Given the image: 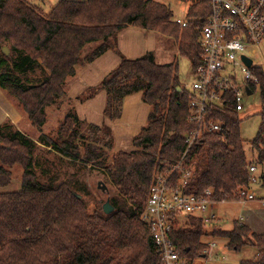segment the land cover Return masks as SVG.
I'll list each match as a JSON object with an SVG mask.
<instances>
[{"label":"trees","instance_id":"1","mask_svg":"<svg viewBox=\"0 0 264 264\" xmlns=\"http://www.w3.org/2000/svg\"><path fill=\"white\" fill-rule=\"evenodd\" d=\"M183 1L190 2L186 28L156 0H59L48 13L27 0H0V89L40 133L34 139L10 120L0 125V189L13 183L16 168L22 169L21 188L0 192V264H161L142 221L159 174L180 163L190 173L186 192L201 195L210 188L216 201L232 200L250 187V167L264 162V69L254 71L262 105L249 161L232 104L213 112L224 132L204 135L187 150L185 135L194 127L188 121L189 95L178 92L177 59L159 64L151 52L127 59L119 51V33L134 27L174 40L182 57L199 64L200 29L211 14L210 0ZM110 50L121 56L120 64L77 100L86 103L105 92L103 115L115 122L125 98L141 93L151 111L130 141L131 151L113 153L112 129L81 120L68 96L78 72ZM61 110L58 129L45 132L50 115ZM72 167L104 174L112 189V213L103 207L90 213L87 187L62 180V171ZM180 176L177 170L174 184ZM257 185L264 187V174ZM209 239H225L235 252L254 247V259L239 264H264V233L255 234L239 221L223 230L190 217L172 233L186 264L204 255Z\"/></svg>","mask_w":264,"mask_h":264},{"label":"built area","instance_id":"2","mask_svg":"<svg viewBox=\"0 0 264 264\" xmlns=\"http://www.w3.org/2000/svg\"><path fill=\"white\" fill-rule=\"evenodd\" d=\"M209 7L211 14L200 29L201 59L192 66L195 81L190 90H185L190 98L188 121L194 127L185 135L187 150L204 135L224 132V123L213 112L229 108L230 104L238 114L244 110L243 95L250 97L259 87L254 71L262 68L260 60L264 56V0H210ZM175 22L182 28L188 27L186 21ZM244 58L251 60L250 66ZM177 170L181 172L180 183L174 184L173 175ZM256 173L257 167L251 166L250 187L239 190L232 200L256 199L251 188L259 182ZM189 177V171L181 169L178 163L159 174L151 187L142 221L149 227L160 251L161 264H186L173 243L172 233L190 217L201 218L209 225L215 220L209 214L210 208L229 201H216L210 188L201 195L188 194ZM216 246L209 244L204 252L206 258Z\"/></svg>","mask_w":264,"mask_h":264},{"label":"rangeland","instance_id":"3","mask_svg":"<svg viewBox=\"0 0 264 264\" xmlns=\"http://www.w3.org/2000/svg\"><path fill=\"white\" fill-rule=\"evenodd\" d=\"M58 1L59 0H27L29 4L41 8L44 13L50 12L52 7L56 5ZM77 1H86V0H77ZM156 1L170 8V10L173 13V20L175 21L188 20L187 13L190 2L183 0H156ZM170 41H171L170 45H168V47H166L167 49L165 50L167 52L166 53L167 59L164 58L161 59V57H158L157 62L159 64H168L177 59V62L179 64V73H178L179 82H180L179 88L184 90H190L195 81V77L192 74V64L190 60L180 55L176 42L174 40H170ZM259 53L261 54V52ZM170 57L173 58L172 61H167L170 59ZM260 61H261V66L264 69V56H261ZM238 77L242 81L241 75H239ZM69 89L70 86L68 88V96L71 98V96L69 95ZM77 97L74 98L75 100L71 98L74 101V104L75 101L76 102L78 101ZM243 105H244V110L239 113L240 119L242 121L240 125V133L242 139L246 142L248 158L249 161H251L252 152L250 150L251 148L249 146V142L255 138L260 127L259 112L262 104H261L259 87L256 89L255 93L252 96L248 97L246 94L243 95ZM63 118H64V111L62 110L59 112L54 111L50 115L48 125L46 128H44V131L49 132L51 130L58 129V127L63 121ZM22 123L23 125L21 126L16 125V127L19 128L22 132H25L30 136H32L34 139H37L40 133L34 127L25 125L27 124V120L24 119V116ZM133 149L134 148L131 146V144H125L123 146L121 145L120 151H131ZM115 152H118L117 148L116 150H114L113 153ZM113 153H111V155ZM255 166L257 167V171H258L256 175L258 177L262 176L264 174V162L262 164H255ZM62 174H63L62 180L71 181V182L79 180L83 183V185L87 187L90 196L86 197V201L88 203L90 213L94 212L96 208L104 207L106 203L108 202L110 203L109 195L112 189L109 185V182L106 180V177L101 171L91 170L89 167L88 168L80 167L79 169L77 167H72L70 170L62 171ZM21 185H22V169L16 168L15 180L8 187L0 189V192H14L19 190L21 188ZM251 188L256 193V198H257L253 202L251 201L242 202L241 200L239 201V199H235V200H229L224 204H217V206H215V209L210 208L209 214L214 213L212 215L215 216V220L214 221L212 220L210 222L209 228L213 226L214 228L230 230L233 228V224L235 221H239L242 223V221L239 219L242 218L243 221H245V218L247 217H252L255 219L258 218L259 221L264 222V215L261 212L262 209H264L263 206L264 187H262L261 185L259 186L255 185L252 186ZM208 241L216 242L218 247L215 249V252H213L210 257L206 258L205 255L202 256L208 260L207 262L206 261L203 262L201 259H199L198 261L195 262V264H239L243 260L254 259L257 253V250L251 246L245 247L241 252L231 251L227 248L226 246L227 241L225 239H216V240L209 239ZM216 253H219V255L218 257H216V259H213L216 256L215 255Z\"/></svg>","mask_w":264,"mask_h":264},{"label":"crops","instance_id":"4","mask_svg":"<svg viewBox=\"0 0 264 264\" xmlns=\"http://www.w3.org/2000/svg\"><path fill=\"white\" fill-rule=\"evenodd\" d=\"M117 42L120 53L127 59L140 58L151 52L154 53L156 60H158V57H161V59H167V52L165 50L171 43L170 40L158 33L143 31L134 27H129L120 32ZM172 59L173 58L170 57L167 61H172ZM121 60L122 58L120 55L110 50L92 64L82 68L78 72L76 78L69 85V95L71 98H76L89 87L97 86L120 64ZM105 104V92L99 93L95 99L86 103L75 101L76 111L81 120H85L98 126L107 125L112 129L115 138V150L117 148V151H120L121 145L130 144V141L136 137L147 124L151 108L148 104L144 103L141 93L128 96L123 102L122 117L115 122H111L103 115ZM6 120H10L14 125H23V115L0 89V125ZM25 125L31 126L28 122ZM215 206H217V204L213 205L211 208L215 209ZM261 212L264 215V209H262ZM239 220L250 227L253 233H264V222L259 221L258 218L247 217L245 218V221H243L242 218ZM208 243L216 244V242L211 241ZM217 247L218 246H216V248ZM215 249L213 252H215ZM217 254L219 255V253H216V256L213 259H216ZM199 259L203 262L208 261L205 257Z\"/></svg>","mask_w":264,"mask_h":264},{"label":"water","instance_id":"5","mask_svg":"<svg viewBox=\"0 0 264 264\" xmlns=\"http://www.w3.org/2000/svg\"><path fill=\"white\" fill-rule=\"evenodd\" d=\"M4 53L5 54H9V50L7 48H4ZM245 62L247 63V65H251V60L244 58ZM178 92H181V88H178ZM249 94H251V91H248ZM103 210L105 212V214H110L114 211V207L108 202L104 205Z\"/></svg>","mask_w":264,"mask_h":264}]
</instances>
